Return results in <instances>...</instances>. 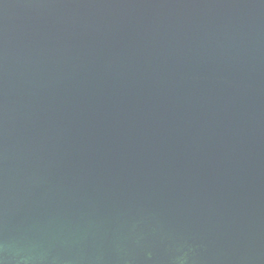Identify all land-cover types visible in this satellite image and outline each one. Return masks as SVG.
<instances>
[{
	"label": "water",
	"instance_id": "95a60500",
	"mask_svg": "<svg viewBox=\"0 0 264 264\" xmlns=\"http://www.w3.org/2000/svg\"><path fill=\"white\" fill-rule=\"evenodd\" d=\"M0 264H264V0H0Z\"/></svg>",
	"mask_w": 264,
	"mask_h": 264
}]
</instances>
